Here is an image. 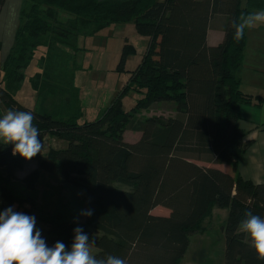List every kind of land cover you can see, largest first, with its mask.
Segmentation results:
<instances>
[{"label":"trees","instance_id":"16d2710c","mask_svg":"<svg viewBox=\"0 0 264 264\" xmlns=\"http://www.w3.org/2000/svg\"><path fill=\"white\" fill-rule=\"evenodd\" d=\"M4 2L0 0V10ZM262 9L264 0H21L13 44L0 62V102L7 111H31L42 142L52 136L67 143L34 157L35 168L21 182L33 190L40 171H46L78 188L84 210H93L82 222L46 221L51 246L60 241L70 248L74 228L82 227L98 257L111 254L127 264H179L190 235L204 230L201 222L214 207L227 209L224 264H264L238 230L248 210L264 218V183L238 173L239 157L249 145L238 124L239 105L260 106L263 98L241 89L237 73L246 36L237 42L231 27L241 13ZM215 15L224 17V35L218 44L208 45ZM129 21L149 37L123 90L135 91L139 98L130 112L117 97L95 120L79 123L84 115L74 83L79 39ZM130 52L125 45L117 70H124ZM37 53L40 67L29 79L35 103L42 93H69L65 103L46 112L37 104H19L12 89ZM65 69L70 70L68 86L61 79ZM157 106L169 115L129 119L137 110ZM125 128L138 132L139 139L126 142ZM12 147L0 144L6 181L15 180L26 162L12 155ZM211 164H226L230 172ZM35 206L32 197H18L0 183V211L12 207L34 216ZM157 206L169 213L152 214ZM92 230L99 236L93 237Z\"/></svg>","mask_w":264,"mask_h":264},{"label":"rangeland","instance_id":"374dc122","mask_svg":"<svg viewBox=\"0 0 264 264\" xmlns=\"http://www.w3.org/2000/svg\"><path fill=\"white\" fill-rule=\"evenodd\" d=\"M17 0H5L0 10V62L3 63L13 41L18 24L20 7H13ZM149 37L140 35L135 29L134 22L112 23L99 29L95 34L79 39L82 48L75 59L74 83L79 89V105L84 108V115L79 123L95 120L102 115L108 105L120 97L121 107L124 111L133 109L139 95L132 90L123 93L132 73L141 62ZM131 49L127 56L124 70H117L124 46ZM39 53L23 70L20 81L13 83L15 100L27 107L39 105L43 111H49L57 103H65L69 93L58 90L57 93L40 94L39 103H35V93L31 89L29 79L39 70ZM66 70V69H65ZM70 70L62 72V82L68 86ZM7 79V78H6ZM16 83V84H15ZM15 84V85H14ZM161 105V104H160ZM7 110L0 102V117ZM169 111L157 106L133 112L129 119H140L152 115H169ZM140 134L125 128L123 138L126 142H135ZM42 153L50 148L63 149L66 141L61 138L45 136ZM199 164H206L198 162ZM207 165V164H206ZM35 168V161H26L21 170L16 171V179L5 180V169L0 167V183L7 186L18 197L30 196L35 200L36 206L33 215L36 219V228L41 231L42 237L48 242L47 230L51 221L59 217L63 220H76L82 222L84 216V199L80 190L65 183L60 177L46 171H40V176L33 190H27L21 182L22 177ZM211 212L202 220L204 230L196 231L190 235L186 252L179 264H224V236L222 227L227 217V209L212 208ZM154 215H167L169 211L161 206L152 210ZM93 237L99 233L92 230Z\"/></svg>","mask_w":264,"mask_h":264},{"label":"clouds","instance_id":"9594fccd","mask_svg":"<svg viewBox=\"0 0 264 264\" xmlns=\"http://www.w3.org/2000/svg\"><path fill=\"white\" fill-rule=\"evenodd\" d=\"M264 25V9L241 13L232 20L233 39L239 42L245 31ZM31 111L9 109L0 117V144L12 145V155H19L26 161L41 154L44 144L40 131L34 126ZM81 215L90 217L93 210H82ZM238 225L257 255L264 261V218L244 213ZM74 239L69 247L57 241L49 246L36 228L34 216L16 212L12 207L0 211V264H127L125 259L115 255L98 257L92 251L94 241L82 227L74 228Z\"/></svg>","mask_w":264,"mask_h":264},{"label":"crops","instance_id":"0c3cea01","mask_svg":"<svg viewBox=\"0 0 264 264\" xmlns=\"http://www.w3.org/2000/svg\"><path fill=\"white\" fill-rule=\"evenodd\" d=\"M20 3L21 0H17L13 7L15 5L20 7ZM224 24L223 16L215 15L211 18L206 35L208 45L221 42ZM245 36L243 60L237 76L245 93L253 97L262 96L263 101L260 106L254 103L239 105L238 124L245 133L244 141L249 145L239 157L238 173L241 178L259 184L264 183V25L247 29ZM211 166L230 172V167L226 164H211ZM92 251L95 253L97 250L93 247Z\"/></svg>","mask_w":264,"mask_h":264}]
</instances>
